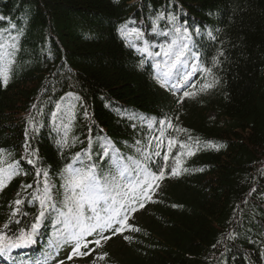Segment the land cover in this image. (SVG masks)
<instances>
[{
  "label": "trees",
  "instance_id": "16d2710c",
  "mask_svg": "<svg viewBox=\"0 0 264 264\" xmlns=\"http://www.w3.org/2000/svg\"><path fill=\"white\" fill-rule=\"evenodd\" d=\"M179 37L178 72L193 75L175 106L156 63ZM4 68L0 161L16 169L0 194L9 238L31 231L47 179L61 187L69 166L119 176L113 161L132 165L154 140L158 154L141 159L164 179L126 223L137 230L115 238L109 264H264V0H0ZM51 218L0 264L57 260L72 245L56 248L63 225Z\"/></svg>",
  "mask_w": 264,
  "mask_h": 264
},
{
  "label": "snow or ice",
  "instance_id": "6c2138e0",
  "mask_svg": "<svg viewBox=\"0 0 264 264\" xmlns=\"http://www.w3.org/2000/svg\"><path fill=\"white\" fill-rule=\"evenodd\" d=\"M128 35L132 34L128 33ZM186 48L187 45H183L176 52H173L171 48L164 52L165 56L172 55L175 59L166 61L168 67L166 71H163V77H171L173 75V69L179 71L177 66L182 63L183 53ZM140 51H147V49H141ZM190 75L191 73L188 74V76ZM188 76L185 77V80H187ZM7 80V69L4 68L0 70V82L7 83ZM211 86V84H205L203 85V90ZM185 95L191 96L195 95V93H185ZM175 144V140H170L168 147L172 148ZM180 147L186 146L181 145ZM181 155L191 156L194 153L187 151ZM0 163H3V161H0ZM113 165L118 172L119 180L131 177L135 171V168L130 169L122 165L119 160L113 161ZM137 167L139 166L137 165ZM141 171L142 175L138 173L134 181L121 186L117 177H104L101 179L95 168L82 171L69 166L65 170L67 176L64 185L65 199L63 208L66 211L57 209L55 204L51 205L52 210L58 213L57 225H63L55 242L56 248L58 249L63 244L72 245L73 251L68 257L71 260L74 256L90 255L91 253L81 252V248H87L88 243H94L96 247H102V242H106L112 238L111 236L104 235L106 231H112L113 235L122 234L124 230L136 231L137 229L127 228L126 221L128 217L127 215H122V209L128 206L129 199L135 200L136 198H139L141 201L140 207L142 208L144 206L143 201L150 200L149 193L152 188L154 186L159 187L156 182L164 179L163 172L156 176L147 173L145 170ZM181 171L182 160L180 157H177L176 167L172 170V175L179 176ZM14 174H16L14 165H8L7 168L0 167V189L6 186V182L10 181ZM27 187H31V185ZM50 192L49 186L45 184L43 197H38L42 210L36 218V223L32 224L31 231H21L15 239H11L4 233L3 229H0V255L10 253L13 249L27 247L34 242L33 237L36 235L49 209V204L52 199ZM15 203L18 211V206L22 201L17 200ZM131 210L136 211L137 209L133 207ZM12 215L15 216L16 212H13ZM16 223H19V221H16ZM114 225H119V227H114ZM7 227L8 225L6 224L4 228L6 229ZM94 234L98 236L97 239L85 242L86 237L93 236ZM125 239H129V237H125ZM97 259L103 260L105 257L99 256Z\"/></svg>",
  "mask_w": 264,
  "mask_h": 264
},
{
  "label": "rangeland",
  "instance_id": "374dc122",
  "mask_svg": "<svg viewBox=\"0 0 264 264\" xmlns=\"http://www.w3.org/2000/svg\"><path fill=\"white\" fill-rule=\"evenodd\" d=\"M181 43H182L181 37H179L178 41H172L171 45H170L172 51L173 52L178 51V48H179L178 46ZM160 56H161V58L158 59V66H159L158 71L163 72V71H166L167 67H168L166 65V61H169L171 59H175V57L172 55L165 56L164 52H161ZM173 70H175V69H173ZM180 84H181V81L177 80V85H180ZM180 94L170 92V97H171L170 99L172 101L174 100L175 106L178 104V102L181 98ZM1 164H3V163H0V167L6 168V166H3ZM119 183L121 184V186L128 184L127 182L126 183L119 182ZM45 184H47L51 190L50 194H51L52 199H51L50 206L52 204L56 205L58 203V201H60L61 198L65 196V188H64L65 183H63L61 185V187H58L55 185V183L52 180L47 179L45 181ZM7 187H8V181L6 182V186L3 187L2 189H0V194ZM153 196L154 195H150V199H152ZM153 200H154V198H153ZM147 205H148V202L145 200L144 206L142 208L139 206L138 209L132 213L133 214L132 216H136L137 214H139L141 212V210L143 208H145ZM52 214H55V213H54V210H52V208H51L48 210V212H46L44 219H47ZM117 237L118 236H114V238L108 239L106 242H102V247H96L95 246L92 250L87 251L86 253H91L90 255H83V256H79V257L74 256L71 260L68 259L66 261H63V264H109V261L113 260L115 257L114 245H112V244L114 243L115 238L117 239ZM99 256H104L105 259H103V260L97 259V257H99Z\"/></svg>",
  "mask_w": 264,
  "mask_h": 264
}]
</instances>
